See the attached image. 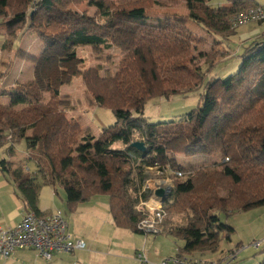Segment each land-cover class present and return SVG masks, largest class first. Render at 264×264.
<instances>
[{"label":"trees","instance_id":"obj_1","mask_svg":"<svg viewBox=\"0 0 264 264\" xmlns=\"http://www.w3.org/2000/svg\"><path fill=\"white\" fill-rule=\"evenodd\" d=\"M212 1L183 0L188 19L214 41L202 71L194 51L206 40L193 34L184 18H148L152 0H0V25L10 37L0 50L11 48V38L24 29L42 44L40 55L17 49L14 59L38 67L43 57L75 60L78 47L122 54L113 77H100L98 68L80 76L96 106L109 110L114 119L98 136H84L80 124L67 117L54 87L60 84L57 79L43 80L47 101L32 81L16 85L9 105H0V146L7 144L11 156L23 141L25 162L35 167L28 174L26 167L0 160V171L12 180L25 213L42 216L37 208L42 185L55 193L61 189L68 210L105 195L113 225L142 234L137 225L145 218L138 210L148 197L142 190L145 171L162 170L175 156L193 158L201 149L222 162L214 169L177 166L186 178H174V188L163 200L160 233L172 234L170 226L180 217L184 232L200 233L198 242L206 241L204 236L229 239L234 230L219 215L228 218L264 202V33L243 46L235 73L222 80L213 73L218 64L215 46H230L239 28L232 19L260 5L223 0L214 6ZM81 3L95 9L94 14L69 8ZM216 83L220 91L211 98ZM196 93L201 94L200 104L183 116L151 123L143 115L151 99ZM136 142L144 145L143 152L131 146Z\"/></svg>","mask_w":264,"mask_h":264},{"label":"rangeland","instance_id":"obj_2","mask_svg":"<svg viewBox=\"0 0 264 264\" xmlns=\"http://www.w3.org/2000/svg\"><path fill=\"white\" fill-rule=\"evenodd\" d=\"M152 1L155 4L148 7L146 11L148 18L155 19L169 16L184 18L188 29L196 36L206 40L204 45L198 46L194 51L196 62L201 70L205 71V56L211 54L213 39L188 19V12L183 0ZM254 1L264 7V0ZM223 4V0L212 1L214 6ZM69 8L78 13H87L91 16L95 12V9L88 7L86 3L74 4ZM235 32L236 35L230 39V46L224 42L215 46L218 52L216 57L218 64L213 73L217 79H225L236 72L240 65L239 55L242 53L243 46L256 40L259 35L264 33V21L242 25ZM7 38L10 37L5 34L4 28L0 25V47ZM11 39L13 42L11 48L0 52V105H9V93L12 92L16 85H24L32 81L39 84L44 99L47 101L49 96L44 92L43 80L57 79L60 84L54 87L59 92L61 108L65 110L69 119L75 120L80 124L84 136H98L103 129L113 124L114 119L111 112L96 106L91 94L86 91L80 76L88 68H98L100 77H113L118 68V61L122 57L120 51L117 49L106 50L102 48L78 47L75 49V60L68 62L43 57L38 67H35L29 63L14 59L13 53L15 50L20 49L34 56L40 55L42 44L37 39L36 34L24 29L17 32ZM224 59L226 61H223ZM219 91V83L214 84L209 91L210 97H216ZM200 102V93L190 95L187 98L177 96L170 100L154 98L145 104L143 115L151 123L165 122L187 114L195 109ZM15 149L13 157L15 165L26 167L28 171L32 172L35 169L34 164L25 162L28 156L27 153L25 156V143L23 141L17 143ZM221 162V157H209L203 149L190 159L175 156L164 169L155 168L145 171L146 179L142 190L148 192L147 200H154V193L158 189L165 191L166 198L174 188L173 179L185 180L186 178L185 174L181 173L182 176L178 175L180 173L177 171V166L189 171L197 168L214 169ZM30 172L27 173L31 174ZM58 192L64 197L61 189H58ZM100 198L103 203L108 199L105 195ZM103 203H99L101 209H103ZM219 218L234 230L229 239H225L223 235L218 237L204 236L207 240L198 242L200 233L184 232L182 229L183 220L180 217H176L170 226V230H174L172 234L146 235L147 239H155L156 242L154 246L150 247V250L156 251L158 256L159 254L167 256L174 254L177 248L186 247L190 248L185 249V251L187 250L186 252L205 260H216L224 254L237 251L236 258L231 264H261L264 261V202L258 206L250 205L243 211L237 212L228 218L220 214ZM139 237L142 238L143 235H139ZM209 240H213L215 243L211 244Z\"/></svg>","mask_w":264,"mask_h":264},{"label":"crops","instance_id":"obj_3","mask_svg":"<svg viewBox=\"0 0 264 264\" xmlns=\"http://www.w3.org/2000/svg\"><path fill=\"white\" fill-rule=\"evenodd\" d=\"M7 146H0V160L6 159L15 167L17 165L13 157L16 145L11 156L8 155ZM34 171L35 169L32 172ZM100 197L95 196L88 202L68 210L65 196L59 192L55 193L49 185H42L37 196L39 212L42 216H48L56 210L62 211L68 223L69 233L74 239L85 243V250L57 255L48 262L33 250H14L7 259L0 257V264H158L162 259L178 253L191 255L185 248H177L174 254L167 256L156 255V251L150 250L156 243L155 239L149 240L146 235L140 238L139 235L142 234L116 228L109 215L108 199L103 203ZM99 203H103V209ZM24 213L23 203L12 180L0 171V228L6 229L19 223ZM138 254H141L144 260H139Z\"/></svg>","mask_w":264,"mask_h":264},{"label":"built area","instance_id":"obj_4","mask_svg":"<svg viewBox=\"0 0 264 264\" xmlns=\"http://www.w3.org/2000/svg\"><path fill=\"white\" fill-rule=\"evenodd\" d=\"M264 21V7L257 6L236 15L232 19L233 27L237 28L250 23ZM26 171H28L25 168ZM182 176V174H178ZM159 200L141 202L138 210L145 214V218L137 225V229L144 235L160 233L164 212ZM83 241L74 239L69 233L68 223L60 210L48 216H37L33 213H24L19 223L6 229L0 228V257L7 259L14 250L30 249L45 260L61 254H70L85 250ZM237 251L224 254L216 260H205L192 254L178 253L162 259L158 264H230L236 258ZM139 260H144L141 254Z\"/></svg>","mask_w":264,"mask_h":264},{"label":"water","instance_id":"obj_5","mask_svg":"<svg viewBox=\"0 0 264 264\" xmlns=\"http://www.w3.org/2000/svg\"><path fill=\"white\" fill-rule=\"evenodd\" d=\"M132 147L136 148L137 150L143 152L145 150L144 145L142 143L136 142L131 145ZM154 198L156 200H159L161 203H163V200L165 199V191L163 189H158L154 193Z\"/></svg>","mask_w":264,"mask_h":264}]
</instances>
